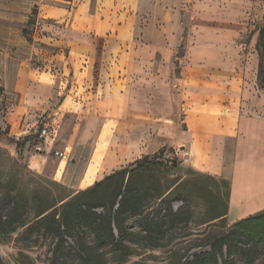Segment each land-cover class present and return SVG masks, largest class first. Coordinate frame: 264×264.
Masks as SVG:
<instances>
[{
  "label": "rangeland",
  "instance_id": "1",
  "mask_svg": "<svg viewBox=\"0 0 264 264\" xmlns=\"http://www.w3.org/2000/svg\"><path fill=\"white\" fill-rule=\"evenodd\" d=\"M34 9L36 23L28 28V41L22 31ZM194 16L196 23L203 22L207 29L238 24L242 30L234 41L236 55L245 62L253 56L257 58L255 44L258 30L264 27V0H0V23L4 24L0 52L4 58L9 62L17 59L21 69H34L36 75L49 71L60 77L63 73L62 87L70 94L65 109H73L74 97H82L85 110L75 116L66 113L61 118L50 152L64 163L66 158V181L54 178V164L47 163V172L38 174L29 169L21 149L11 155L0 148V258L4 264H48L54 245L37 228L22 235V229L14 231L13 226L2 225L6 207L13 200L19 203L21 219L32 222L38 208L85 189L79 180L87 171L97 170L96 182L130 167L136 160L152 157L161 167L132 179V186L139 189L136 198L141 211L122 218L127 231L138 234L127 235L132 254L122 263L109 264H186L194 255L209 252L208 243L226 240L238 248L250 244L248 238L229 235L234 223L230 219L240 212L234 208L230 219L227 216L229 180L199 174L185 163L184 147L179 146L176 136L177 131L185 129L181 123L183 114L179 119L172 117L178 112L166 100L168 93L149 97L158 100L157 104L153 102L151 116L163 109L164 118L160 116L151 126L139 125L145 107L140 91L148 88L142 78L144 69L169 72L174 77L165 84L171 89L179 88L186 49L178 44L165 67L160 65L161 58H165L161 50L172 39L170 33L186 38ZM165 25L173 30H163ZM212 55L218 62L220 55ZM84 60L89 61L88 68ZM256 85L257 97H263L264 85L258 80ZM132 104L135 110L125 115V108ZM96 105L106 115L97 114L100 121L91 122ZM130 114L137 120L133 127L127 120ZM173 119L179 125L170 121ZM159 125H163L162 129L155 127ZM88 130L91 133L87 135ZM157 132L172 142L155 145ZM143 134L147 141H141ZM68 144L72 150H65ZM102 146V156L96 164L94 157ZM37 199L39 202H35ZM168 207L181 213L180 217L174 222L168 219L162 229L145 235L139 225L152 227V222L167 217ZM96 212L102 213L101 209ZM216 214L223 217L213 219ZM254 259V264H264L263 244L258 246ZM218 262L223 264L219 258ZM231 264L242 262L237 259Z\"/></svg>",
  "mask_w": 264,
  "mask_h": 264
},
{
  "label": "crops",
  "instance_id": "2",
  "mask_svg": "<svg viewBox=\"0 0 264 264\" xmlns=\"http://www.w3.org/2000/svg\"><path fill=\"white\" fill-rule=\"evenodd\" d=\"M202 23H196L194 16L186 38L180 39L181 36L170 33L172 39L161 50L165 58H161L160 65L165 67L178 44H183L186 49L179 88L175 86L171 89L169 84H165L174 77L169 72L163 74L160 70L144 69L142 78L148 88L140 91L145 105L141 112L145 116H140L139 125L151 126L152 122L160 120L164 110L159 109L157 115L151 116L153 102L157 104L158 100L149 97L168 93L166 100L178 112V116L172 117L179 119L183 114L181 123L185 129L177 131L176 136L179 146L184 147L182 152L187 159L186 164L199 174L229 180L227 216L230 219L232 210L239 209L238 216L230 219L235 222L264 210V96L258 98L255 92L259 57L256 51L257 58L253 56L245 62L236 55L238 50L234 41L242 30L238 24H226L223 29H207ZM0 24L1 33L4 24ZM174 27L177 29L178 25ZM168 29L173 30L167 26L163 30ZM3 43L0 40V48ZM213 53L220 55L218 62L213 61ZM4 57L0 52V148L16 155L19 151L16 141L23 142L27 136H36L35 141H26L20 148L23 160L29 169L38 174L47 172V163L54 164V178L66 181V158L64 163L53 158L50 152L61 118L66 113L75 116L85 111L82 109V97H74L73 109H65L70 94L62 87L63 73L58 75L60 77L49 71L36 75L34 69H21L17 59L12 58L9 62ZM88 63L87 60L83 62L86 68ZM247 79L253 81L246 82ZM135 108L133 104L125 108V115ZM92 109L95 114L90 115L91 122L100 121L97 114L106 115L105 112L100 113L99 105ZM131 117L134 116L130 114L127 120L133 127L137 120ZM170 121L179 125L174 119ZM155 127L162 129L163 125ZM42 128H46L47 133L39 141ZM90 133L88 130L87 135ZM147 138L143 134L141 141H147ZM171 142L165 134L155 133V145ZM36 146L41 149L36 150ZM103 149L104 146L97 149L94 157L96 164ZM65 150H72V145L68 144ZM84 175L79 183L82 182L86 189L95 183L97 170L91 169Z\"/></svg>",
  "mask_w": 264,
  "mask_h": 264
},
{
  "label": "trees",
  "instance_id": "3",
  "mask_svg": "<svg viewBox=\"0 0 264 264\" xmlns=\"http://www.w3.org/2000/svg\"><path fill=\"white\" fill-rule=\"evenodd\" d=\"M35 23L36 9L22 31L28 41H31L28 28ZM255 49L259 57L258 81L260 85H264V27L259 29ZM32 138L36 140L37 137L30 135L23 142L16 141L17 148L20 149ZM160 167L161 164L155 157L136 160L130 167L121 168L72 196L52 200L50 204L38 208L32 222L21 219L18 214L19 203L13 200L6 207V219L2 225L13 226L14 231L22 229V235H27L33 228L42 230L50 242L54 243L48 264L122 263L132 254L127 235H138L127 231L122 218L126 214L134 216L141 211L136 198L139 189L132 186V179H138L144 172ZM218 198L222 199V196L218 195ZM98 209L102 213H97ZM180 215L181 213L168 207L167 217L152 222V227L144 228L139 225V228L144 230L145 235H150L152 231L162 229L168 219L169 222H174ZM222 217V214H216L213 219ZM229 235L248 238L250 244L238 248L226 240L208 243L209 252L194 255L193 260L186 264H218V258L223 264L235 263L237 259L242 264H254L255 251L259 245H264V210L235 221ZM19 256L24 255L19 253ZM0 264H4L1 258ZM28 264L34 263L30 261Z\"/></svg>",
  "mask_w": 264,
  "mask_h": 264
},
{
  "label": "built area",
  "instance_id": "4",
  "mask_svg": "<svg viewBox=\"0 0 264 264\" xmlns=\"http://www.w3.org/2000/svg\"><path fill=\"white\" fill-rule=\"evenodd\" d=\"M46 133H47V129H46V128H42V129L40 130L39 135H38V140H39V141L42 140V139L44 138V136L46 135ZM35 149H36V150H40L41 148H40V146H36ZM184 161H185V163H186V162H187V159H185Z\"/></svg>",
  "mask_w": 264,
  "mask_h": 264
},
{
  "label": "bare ground",
  "instance_id": "5",
  "mask_svg": "<svg viewBox=\"0 0 264 264\" xmlns=\"http://www.w3.org/2000/svg\"><path fill=\"white\" fill-rule=\"evenodd\" d=\"M232 217V216H231Z\"/></svg>",
  "mask_w": 264,
  "mask_h": 264
}]
</instances>
